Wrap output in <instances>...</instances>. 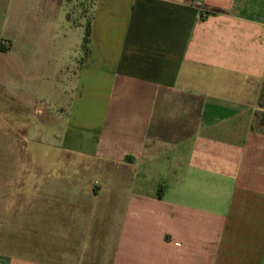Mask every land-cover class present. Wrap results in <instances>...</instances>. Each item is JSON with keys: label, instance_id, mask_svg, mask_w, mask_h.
<instances>
[{"label": "crops", "instance_id": "crops-1", "mask_svg": "<svg viewBox=\"0 0 264 264\" xmlns=\"http://www.w3.org/2000/svg\"><path fill=\"white\" fill-rule=\"evenodd\" d=\"M263 84L264 0H0V264H264Z\"/></svg>", "mask_w": 264, "mask_h": 264}, {"label": "rangeland", "instance_id": "rangeland-1", "mask_svg": "<svg viewBox=\"0 0 264 264\" xmlns=\"http://www.w3.org/2000/svg\"><path fill=\"white\" fill-rule=\"evenodd\" d=\"M82 14H86V11L83 10ZM86 18L87 19L85 22L88 23L91 20V15L87 14ZM78 58H79V62H80L81 61L80 53H79ZM35 102L37 104L40 103L39 101H35ZM253 128L255 131L264 132V84H263L262 89H261L259 101L256 105ZM20 157H21V155H19V154L17 156H15V159H14L15 163L20 161ZM30 159L32 161L33 154L30 156ZM15 172H16V169H14V173ZM16 173L13 176V180H14L13 188L10 186L12 188V192L14 193V200L9 201V202L7 201V208L10 209V211L14 210L15 213L19 212L27 204V200L23 197L24 196L23 195L24 188H23L22 182L20 181L21 177L19 175H17ZM3 177H4V174H3ZM10 187L6 188L5 184L4 185L0 184V192H3V193H5L7 191L9 192ZM32 191L37 193L39 190H38V188H36L35 190H32ZM36 203L34 201L30 202V208L31 209L37 208ZM21 219H22L21 217L15 218V223H14L13 227H11V228H13V232H9V233L8 232H0V245L6 246V242H10L11 245L16 247V246H21L22 242L36 243L38 241L39 234L36 232H19V230H21L20 224H22ZM0 223L4 224V221L3 222L0 221ZM29 224L30 225L37 224L36 223V217H34L33 220H31L29 222ZM2 227H3V229L5 228L4 226H2ZM0 250L6 251L5 248H2ZM11 250L19 251L20 249H16V248L13 249L12 248ZM30 250L32 251V249H30Z\"/></svg>", "mask_w": 264, "mask_h": 264}, {"label": "trees", "instance_id": "trees-1", "mask_svg": "<svg viewBox=\"0 0 264 264\" xmlns=\"http://www.w3.org/2000/svg\"><path fill=\"white\" fill-rule=\"evenodd\" d=\"M90 37H91V23L89 21L87 23V26H86L85 38H84V41H83V52L85 54L88 53V45H89V42H90Z\"/></svg>", "mask_w": 264, "mask_h": 264}, {"label": "built area", "instance_id": "built-area-1", "mask_svg": "<svg viewBox=\"0 0 264 264\" xmlns=\"http://www.w3.org/2000/svg\"><path fill=\"white\" fill-rule=\"evenodd\" d=\"M199 7L201 6V3H196Z\"/></svg>", "mask_w": 264, "mask_h": 264}]
</instances>
